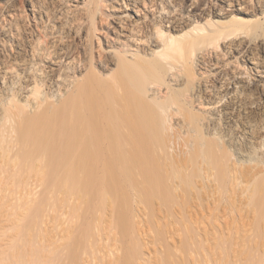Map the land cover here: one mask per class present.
<instances>
[{"label":"bare ground","instance_id":"1","mask_svg":"<svg viewBox=\"0 0 264 264\" xmlns=\"http://www.w3.org/2000/svg\"><path fill=\"white\" fill-rule=\"evenodd\" d=\"M68 173L263 215L264 0H0V188L76 217Z\"/></svg>","mask_w":264,"mask_h":264},{"label":"rangeland","instance_id":"2","mask_svg":"<svg viewBox=\"0 0 264 264\" xmlns=\"http://www.w3.org/2000/svg\"><path fill=\"white\" fill-rule=\"evenodd\" d=\"M62 177H67L69 193H76L77 218L67 206L47 205L44 188L33 201L24 197L23 189L12 195L0 188V264H82L88 257L91 264H264V213L239 199L235 207L227 201L213 204L210 190L205 191L210 198L202 202V191L198 198H181L177 216L161 218L158 200L149 192L130 185L111 191L85 174ZM120 211L126 216L123 225L132 218L134 231H125ZM61 214L82 225L79 258L72 256L66 237L70 223Z\"/></svg>","mask_w":264,"mask_h":264}]
</instances>
